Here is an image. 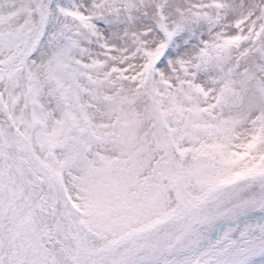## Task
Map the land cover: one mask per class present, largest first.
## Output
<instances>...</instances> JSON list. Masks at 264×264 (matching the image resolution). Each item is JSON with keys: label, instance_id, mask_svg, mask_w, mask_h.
<instances>
[{"label": "snow or ice", "instance_id": "obj_1", "mask_svg": "<svg viewBox=\"0 0 264 264\" xmlns=\"http://www.w3.org/2000/svg\"><path fill=\"white\" fill-rule=\"evenodd\" d=\"M0 264H264V0H0Z\"/></svg>", "mask_w": 264, "mask_h": 264}]
</instances>
